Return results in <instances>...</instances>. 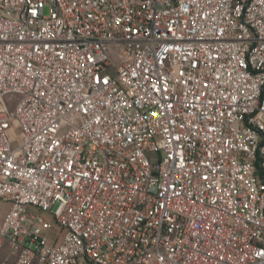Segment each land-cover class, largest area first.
Returning <instances> with one entry per match:
<instances>
[{
  "label": "built area",
  "instance_id": "built-area-1",
  "mask_svg": "<svg viewBox=\"0 0 264 264\" xmlns=\"http://www.w3.org/2000/svg\"><path fill=\"white\" fill-rule=\"evenodd\" d=\"M0 200V264H264V0H0Z\"/></svg>",
  "mask_w": 264,
  "mask_h": 264
},
{
  "label": "rangeland",
  "instance_id": "rangeland-1",
  "mask_svg": "<svg viewBox=\"0 0 264 264\" xmlns=\"http://www.w3.org/2000/svg\"><path fill=\"white\" fill-rule=\"evenodd\" d=\"M6 99L13 100L16 99V95H11L10 97H6ZM10 110H12V107H9ZM7 137L11 143V146H17L21 143L22 141V131L19 127V125L15 122L12 121L10 123V127L7 130ZM10 203L7 201H2L0 200V222L3 219L5 213L9 210ZM43 216L47 220H52V215L49 212L43 213Z\"/></svg>",
  "mask_w": 264,
  "mask_h": 264
}]
</instances>
